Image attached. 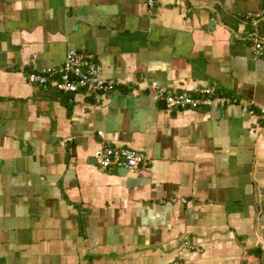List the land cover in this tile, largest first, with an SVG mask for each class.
I'll list each match as a JSON object with an SVG mask.
<instances>
[{"label": "crops", "instance_id": "1", "mask_svg": "<svg viewBox=\"0 0 264 264\" xmlns=\"http://www.w3.org/2000/svg\"><path fill=\"white\" fill-rule=\"evenodd\" d=\"M264 0H0V264H264ZM264 34V21L258 24ZM91 54L106 93L28 84ZM213 87L235 103L171 110ZM140 151L99 168L103 147ZM185 243L198 251L186 248Z\"/></svg>", "mask_w": 264, "mask_h": 264}, {"label": "built area", "instance_id": "2", "mask_svg": "<svg viewBox=\"0 0 264 264\" xmlns=\"http://www.w3.org/2000/svg\"><path fill=\"white\" fill-rule=\"evenodd\" d=\"M195 2V0H189ZM151 10L155 0H146ZM243 19L251 26L246 34L252 43L253 53L256 57H264V34L258 30V24L264 21V9L258 12H249ZM25 81L30 85L50 87L65 94H76L81 91L106 94L114 90L118 82L103 78L101 67L93 62L91 54L80 56L74 51H68L60 66L29 71L25 74ZM155 98L165 103L171 110L200 109L202 107H224L235 103V98L217 94L213 87H194L188 93L166 94L153 84ZM243 112L258 121L264 122V108L257 109L253 103L243 106ZM264 132V126L262 127ZM96 165L101 169L123 168L126 171H135L144 166L148 158L140 151L113 146L98 149L93 154ZM186 248L198 251L197 247L185 243Z\"/></svg>", "mask_w": 264, "mask_h": 264}, {"label": "water", "instance_id": "3", "mask_svg": "<svg viewBox=\"0 0 264 264\" xmlns=\"http://www.w3.org/2000/svg\"><path fill=\"white\" fill-rule=\"evenodd\" d=\"M162 104H164V102L162 101ZM165 105V104H164ZM122 170V172L124 173V172H126V170L125 169H121Z\"/></svg>", "mask_w": 264, "mask_h": 264}, {"label": "trees", "instance_id": "4", "mask_svg": "<svg viewBox=\"0 0 264 264\" xmlns=\"http://www.w3.org/2000/svg\"><path fill=\"white\" fill-rule=\"evenodd\" d=\"M227 96H229V95H227ZM231 97V96H230Z\"/></svg>", "mask_w": 264, "mask_h": 264}]
</instances>
